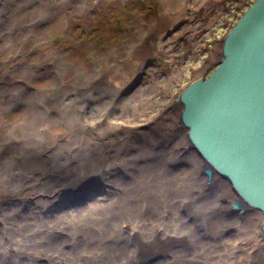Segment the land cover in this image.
Masks as SVG:
<instances>
[{"label":"bare ground","instance_id":"1","mask_svg":"<svg viewBox=\"0 0 264 264\" xmlns=\"http://www.w3.org/2000/svg\"><path fill=\"white\" fill-rule=\"evenodd\" d=\"M27 1L30 19L15 24L8 14L0 52H21L28 39H39L43 52L33 55L36 65L48 60L41 56L58 55L45 32L68 30L71 39L75 28L83 29L60 54L63 65H73L63 56L89 49L84 32L100 25L91 16L110 13L108 0ZM162 5L168 15L176 11L174 0ZM70 12L80 16L75 25ZM111 27L118 32L115 20ZM162 31L164 26L153 28V35L159 32L154 36L159 51L166 42ZM139 34L103 45L101 57L88 61L93 71L85 83L49 79L32 90L29 84V90L20 87L9 122L21 132L15 145L5 142L11 128L1 114L0 264H264V245L259 248L257 240L260 211L238 200L181 131L175 102L156 111L163 100L152 95L155 83L145 82L119 102L105 90L110 89L94 85L92 79L100 75L101 80L110 61L106 58L125 56ZM29 74L19 69V78ZM127 107L130 114L122 110ZM15 146L16 156H8ZM17 188L28 189L30 198L11 199L7 194ZM234 203L247 207L243 216Z\"/></svg>","mask_w":264,"mask_h":264},{"label":"rangeland","instance_id":"2","mask_svg":"<svg viewBox=\"0 0 264 264\" xmlns=\"http://www.w3.org/2000/svg\"><path fill=\"white\" fill-rule=\"evenodd\" d=\"M51 1L53 4L57 2V0ZM252 1L253 0H179V2H175L174 0V4L177 6L176 11L168 15V12L166 13V8L164 9L162 5V0H129L125 4L119 3L117 0H108L106 4H109V15L103 17L101 13H98L95 14L96 17L91 16L90 20L94 23L96 22V24L100 23V25L88 33H86V31L84 32L86 34L85 41L88 40V42H91L89 49L80 51L77 55H70L69 53L64 54L63 57L73 65H63L60 60V54L64 53L62 50H66L70 47H67L71 45L69 43L70 40H77L75 35L79 38L80 34L83 32L82 28H75L76 32L73 33L71 39L67 38L72 33H69L70 31L68 30L52 28L45 32L48 43L53 45V53L58 55L51 56L48 55V53L47 55L41 56L43 59L48 58V60H45V62L41 64L37 62L40 65L35 64L36 58L33 56L37 52H43L41 49L42 44L39 43V39H28L21 52H0V116L2 114V120L7 123L11 121L12 117L16 114L15 103L20 95L19 88L22 86L25 90H29L27 87L29 84L30 90H32L34 88L33 85L36 83H42L49 79L57 83L65 81L68 84H81L84 81L86 82L93 71L88 61L90 60L93 62L95 61L93 59L94 56L101 55V52L105 50V47L102 48L103 45L109 47L114 40H123L124 38L139 33H141L142 36L140 39L136 40L137 45L130 47V59L142 49L143 51L150 49L153 51L154 55L152 59L147 61L148 63L145 62L144 67L139 70L138 78L130 91L117 94V92L105 86L103 81L99 80L100 75L94 76L92 79L94 85H97V87L102 86L104 89L106 87L110 89L111 91L105 90L108 94H116V100L119 102L123 97L130 95L138 89V87L143 86L145 82L148 85L155 83L157 88H155L152 95L163 100V103L156 106V111L160 109V106L166 107V105L175 102L180 114L182 103L177 98L179 93L192 80L199 77H206L219 63L222 55V42L224 36L233 26L242 11L245 10ZM29 3L30 2L27 0H0V13L3 14V16L0 15V19L3 18L5 23L8 14L15 24H17L19 19H30L27 14V10L31 9L29 7L31 3ZM172 5L169 6L171 7ZM67 16L74 25L80 20V16L72 12L68 13ZM113 20L119 25L118 32H115L111 27ZM45 22H47V20H44V23ZM4 23H0V41L3 39V35H6L3 25H9ZM156 26H164L166 30L162 31L160 34L162 39L166 41L163 42V45L161 44V51H159L154 41V36L159 35L160 32L153 35V28H156ZM144 37L146 39H143ZM147 41L150 43L147 44ZM141 44L143 47H139ZM127 52L125 56L123 55L120 57L118 55L119 53H117L106 58V60L110 61L105 65L103 72L109 71V69L113 70L117 60L121 62L127 59L129 55ZM72 59L78 61L72 62L70 61ZM102 61H104V59ZM76 63L79 65L78 67L75 66ZM96 65L99 66L100 61H98ZM74 66L76 68H73ZM19 69H27L30 74L28 77L26 75L25 77L19 78ZM150 70H152V73ZM142 97L144 96H141V98ZM93 103L95 102L90 100V104H87V106L91 108ZM13 104L14 106H12ZM5 106H10V108L6 110ZM118 107L119 106L116 105V110H119ZM122 110L125 114H130L132 112L129 107L123 108ZM128 118L129 117H122L121 119L127 120ZM18 120L19 119H17V121ZM126 124L129 125L128 123ZM6 125L11 128V134L9 135V140H5V142L9 145H15L13 139L21 136L20 129L16 127L13 128L11 123ZM180 129L187 135V127L182 123L180 124ZM3 131V127L0 126V133ZM114 136L116 141L122 139L119 130L114 132ZM15 150L16 146L8 156L12 154L15 155ZM7 195L11 199H28L30 198V191L26 188H17L13 193H8ZM3 200L4 194H0V202ZM80 200L84 202L85 198L81 197ZM252 209L257 210L255 208ZM239 210L242 211L241 216H243L247 207L242 206V209ZM256 215L260 225L262 221L261 212ZM240 218L241 217H239V219ZM257 240L259 241L258 247L261 248V246L264 245V234L261 232L260 228L258 230Z\"/></svg>","mask_w":264,"mask_h":264},{"label":"water","instance_id":"3","mask_svg":"<svg viewBox=\"0 0 264 264\" xmlns=\"http://www.w3.org/2000/svg\"><path fill=\"white\" fill-rule=\"evenodd\" d=\"M153 55L142 49L130 59L129 53L113 70L102 72L101 81L115 92L130 91ZM177 98L188 139L226 178L238 200L261 212L264 234V0H253L241 13L223 38L219 63Z\"/></svg>","mask_w":264,"mask_h":264}]
</instances>
